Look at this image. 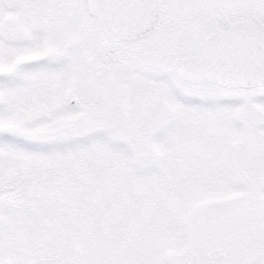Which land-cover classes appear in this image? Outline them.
Segmentation results:
<instances>
[{"label":"snow or ice","instance_id":"obj_1","mask_svg":"<svg viewBox=\"0 0 264 264\" xmlns=\"http://www.w3.org/2000/svg\"><path fill=\"white\" fill-rule=\"evenodd\" d=\"M0 264H264V0H0Z\"/></svg>","mask_w":264,"mask_h":264}]
</instances>
